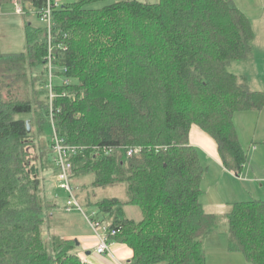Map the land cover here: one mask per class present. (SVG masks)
<instances>
[{"label": "trees", "instance_id": "trees-1", "mask_svg": "<svg viewBox=\"0 0 264 264\" xmlns=\"http://www.w3.org/2000/svg\"><path fill=\"white\" fill-rule=\"evenodd\" d=\"M15 1L37 24H23L24 52L0 50V264H88L75 240L47 230L42 175L58 174L55 138L74 150L77 199L79 186H124V202L86 194L83 203L132 252L126 264H205L203 242L220 220L200 202L204 170L189 135L194 127L213 139L239 177L247 155L234 115L264 108V92L228 70L252 55L248 17L233 0H112L95 10L87 6L106 0H76L53 8L48 32L39 19L47 0ZM224 220L229 252L264 264V199L232 204Z\"/></svg>", "mask_w": 264, "mask_h": 264}, {"label": "rangeland", "instance_id": "rangeland-1", "mask_svg": "<svg viewBox=\"0 0 264 264\" xmlns=\"http://www.w3.org/2000/svg\"><path fill=\"white\" fill-rule=\"evenodd\" d=\"M63 3H72L76 0H61ZM139 2L144 3H157L158 0H137ZM59 4L61 3L58 0ZM112 0H106L102 2H98L95 4H91L87 6L89 9H100L103 6L110 4ZM256 2V3H255ZM252 5H258L259 2L255 1ZM235 4V3H234ZM237 4H241L237 2ZM236 5V4H235ZM254 5V6H255ZM18 4L15 0L13 2L3 5L0 8V50L2 53H20L25 51V38H24V22H32L33 25L37 24L34 16L30 15H17L16 9ZM242 7V4H241ZM256 7V6H255ZM228 70H233L237 77H243L247 80L249 87L254 89L255 91H263L264 92V62L262 58L258 57L256 54L248 60L232 62ZM59 69H53V73L55 74L53 81L55 84H60L62 82V77L57 75ZM243 125L239 127L238 135L239 141L245 151L248 152V162L245 164V167L240 174V177L237 178L234 174H229L228 172L221 168H218L216 162L208 161L205 154L200 155L201 165L203 167V175L201 179V190L202 197H205L203 200L207 199L211 201L215 200H226L228 201L224 210L217 213L220 223L216 232L212 233L210 236H218V235H226V230L224 227L225 214L230 210V203L236 201H246L248 199H264V153L259 151L258 155L253 156V146L254 144L257 146L259 140L256 135L257 126V118L259 117L256 114L244 115ZM201 133V132H199ZM203 133V132H202ZM200 135L199 139H208V140H196L198 144V148L201 150H205L206 154L215 153L219 159L218 150L216 148V144L208 135L205 134H197ZM193 138V137H191ZM192 143L190 139V144ZM201 146V147H200ZM264 148V147H262ZM32 162L40 167L41 159L39 158L40 154L30 150ZM49 162H54V156L49 157ZM220 165V162H219ZM48 167V166H47ZM45 165V169H47ZM51 167V166H50ZM49 167V168H50ZM51 169V168H50ZM220 169V170H219ZM225 171V172H224ZM51 174V175H50ZM44 177V194L47 201L51 204H61L64 201V211L65 202L67 195L66 193L60 189L59 184L57 183L56 176H54V172H49V170L45 171L42 175ZM248 176L247 180L253 181L252 186L248 187V184L243 181L244 177ZM88 180L90 178L84 179L83 183L88 184ZM254 180L256 182L254 183ZM81 184V183H80ZM262 186V187H261ZM247 191L250 193L248 194ZM76 193H78V201L83 207L86 214L90 215L91 212L95 211L93 207L85 206L83 203V199L86 194L90 196V200L92 203L103 199H117L120 202H124L127 200L126 191L124 186L117 185L114 187H108L105 189H91L88 188L85 191H82L80 186L78 187ZM51 196H53L51 199ZM216 202V201H215ZM229 204V205H228ZM219 208H223L219 207ZM63 210H60L61 216H55L54 220H48L47 222V230L53 235L59 236H79L81 234H89L94 232L89 227L88 223L84 220L82 215L77 212V210H71V214H66ZM125 217L131 220L138 221L140 220V211L137 207L126 206L123 209ZM213 210V212H217ZM225 211H227L225 213ZM54 213V212H52ZM68 213V212H67ZM70 213V212H69ZM79 218H78V216ZM100 218V217H99ZM103 222V221H102ZM105 223V224H104ZM109 222H103L104 226H108ZM99 233L103 234L101 228H97ZM48 232V234H49ZM46 233L43 235L46 237ZM222 237L219 236V242L222 241ZM206 240V239H205ZM205 242V243H204ZM203 242L206 244V241ZM220 243H218L219 246ZM207 245V244H206ZM205 249V247H204Z\"/></svg>", "mask_w": 264, "mask_h": 264}, {"label": "crops", "instance_id": "crops-1", "mask_svg": "<svg viewBox=\"0 0 264 264\" xmlns=\"http://www.w3.org/2000/svg\"><path fill=\"white\" fill-rule=\"evenodd\" d=\"M255 1H258L259 4L258 5H252ZM61 3H63L60 0ZM233 2L236 4V6L248 17L250 23H251V27L253 30V34H254V38H253V42H252V55L249 59H251L255 54L262 58L263 62H264V0H233ZM237 2H240L242 4H237ZM256 3V2H255ZM231 73H235L233 70L230 71ZM247 81V80H246ZM248 84V82H247ZM249 87V85H248ZM250 90L255 91L254 89H252L251 87H249ZM263 92V91H262ZM249 114H256L259 117L257 118V126L258 128H256V135L257 138L259 140V142L257 143L258 145L256 146L254 144L253 146V156L258 155L259 151H261L262 149V153H264V108L261 111H247V112H241V113H237L234 115V125H235V129L236 131L239 130V127H241L243 125V118L244 115H249ZM201 131H199L196 128H192L190 131V135H189V140L191 139L192 143L191 145H193L197 151L199 152V158L200 155L203 153L205 154L204 156H206L208 159V161L211 162H216V166L218 168H223L221 163L219 165L220 160L218 159V157L216 156L215 153L213 154H209L207 155L205 150H201V148H198V144L196 140H208L205 137V133H199ZM197 134H204V138L201 137L202 139H199L200 135ZM237 135H238V131H237ZM193 137V138H191ZM239 138V135H238ZM242 146V145H241ZM243 148V147H242ZM244 149V148H243ZM245 151V150H244ZM202 152V153H201ZM246 155H247V162H248V152L245 151ZM201 160V159H200ZM201 162V161H200ZM245 167V166H244ZM243 167V169H244ZM224 169V168H223ZM242 169V171H243ZM220 170V169H219ZM225 170V169H224ZM226 173L228 172L227 170H225ZM224 171V172H225ZM241 171V173H242ZM229 174H232L230 172H228ZM240 173V174H241ZM240 177V175H239ZM237 177V178H239ZM244 179L243 181L246 183V185L248 184V187L252 186L253 181H249L247 180L248 176H243ZM256 182V180H254V183ZM262 187V186H261ZM248 194H250L247 191ZM203 195V194H202ZM200 198V202L203 206V208L205 209V211L209 212V213H213L216 214L222 210L225 209L228 201L226 200H215V201H211L205 199L203 200L205 197ZM53 196H51V199ZM253 199V198H252ZM252 199H248L246 201L252 200ZM239 202H245V201H239ZM237 203L236 201L230 203V204H234ZM53 205V212L50 214V218L52 220H54V215L55 216H61L60 210L64 209V201L61 204H56V202H54ZM229 205V204H228ZM223 208H219L222 207ZM213 210H220L217 212H213ZM64 211V210H63ZM65 212V211H64ZM227 211H225L226 213ZM66 214H71V212ZM78 216V215H77ZM83 217V216H82ZM79 218V216H78ZM100 218H102V216H100ZM219 236L222 237V241L219 242ZM62 239L64 240H75L77 242V247L75 250V253L77 254V256L80 258L81 261L88 263V264H118L117 261H122L127 263L131 257H132V252L125 246L123 245H119V244H114L113 246H111L110 248V253L109 255H98L96 254V246H97V237L92 234H81L79 236H61ZM206 244H204V251H205V264H246L244 258L242 255L240 254H234L229 252L228 250V243H227V236L226 235H218V236H208L206 238ZM205 243V242H204ZM218 243L219 246H218Z\"/></svg>", "mask_w": 264, "mask_h": 264}, {"label": "built area", "instance_id": "built-area-1", "mask_svg": "<svg viewBox=\"0 0 264 264\" xmlns=\"http://www.w3.org/2000/svg\"><path fill=\"white\" fill-rule=\"evenodd\" d=\"M59 2L58 0H54L52 2L51 0H47L46 6L41 10L40 12V21L46 25V28L48 32L50 31V21H51V13L54 7L58 6ZM16 14L20 15L22 14L21 7L18 5L16 9ZM55 152H56V159L55 164L58 168V174L56 176L57 183L59 184V187L61 190H63L66 195V202H65V209L66 212H71V210H77L79 212L84 220L88 223L89 227L94 232V235L97 237V246H96V254L98 255H109L110 248L115 243L110 241V237L116 235L115 231L109 230V224L108 226H104L103 222L99 220L97 212L93 211L90 215L86 214L83 207L79 203L75 190L71 186L70 182V175H71V165L67 160V156H69L68 153L72 155L74 153V150H66L62 146H60L59 142L55 138ZM138 153L137 149L134 150H128L126 155L128 157H131L133 155H136ZM105 224V223H104ZM97 228H101L103 234L99 233V230ZM118 264H126L122 261H117Z\"/></svg>", "mask_w": 264, "mask_h": 264}, {"label": "water", "instance_id": "water-1", "mask_svg": "<svg viewBox=\"0 0 264 264\" xmlns=\"http://www.w3.org/2000/svg\"><path fill=\"white\" fill-rule=\"evenodd\" d=\"M27 131L30 132V125L28 123H27Z\"/></svg>", "mask_w": 264, "mask_h": 264}, {"label": "bare ground", "instance_id": "bare-ground-1", "mask_svg": "<svg viewBox=\"0 0 264 264\" xmlns=\"http://www.w3.org/2000/svg\"><path fill=\"white\" fill-rule=\"evenodd\" d=\"M54 2V1H53Z\"/></svg>", "mask_w": 264, "mask_h": 264}]
</instances>
